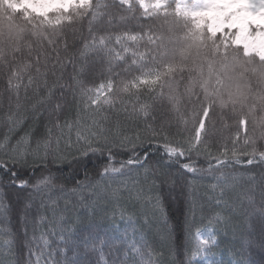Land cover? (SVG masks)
Here are the masks:
<instances>
[{
    "label": "snow or ice",
    "instance_id": "1",
    "mask_svg": "<svg viewBox=\"0 0 264 264\" xmlns=\"http://www.w3.org/2000/svg\"><path fill=\"white\" fill-rule=\"evenodd\" d=\"M140 17L147 21L138 24L143 31L121 27ZM98 64L110 75L85 86ZM0 78V111L5 98L8 103L0 116L7 125L0 136V179L7 175L8 186L20 190L12 202L0 187V238L6 237L0 264H49L46 236L59 227L65 241L64 216L57 218L58 201L47 194L55 188L48 158H62L61 144L78 154L84 178L71 191L88 188L91 195L81 199L91 200L93 212L123 196L105 181L144 169L142 182L123 187L142 205L145 225L156 227L161 247L171 233L167 204L183 197L188 238L196 241L193 258L216 241L199 228L191 233L189 216H203L206 206L191 198L183 178L204 171L197 167L201 156L206 171L225 180L224 170L233 165L264 167V0H0ZM29 111L44 116L43 130L30 127L17 138ZM128 124L134 137L125 132ZM96 156L106 162L94 183L87 164ZM38 163L44 170L35 176ZM259 194L253 214L264 220V173ZM221 203L227 205L218 198L217 208ZM212 219L222 217L217 211ZM102 243L94 249L97 264H108ZM113 264H164V256L141 236Z\"/></svg>",
    "mask_w": 264,
    "mask_h": 264
},
{
    "label": "trees",
    "instance_id": "2",
    "mask_svg": "<svg viewBox=\"0 0 264 264\" xmlns=\"http://www.w3.org/2000/svg\"><path fill=\"white\" fill-rule=\"evenodd\" d=\"M136 15L139 17V11ZM146 23L147 21L140 17L139 20L131 19L126 26L121 27H127L133 31H143V29L138 27V24ZM141 50H143V42H141ZM122 67L123 65H119L114 71H119ZM96 68L98 73L95 77L89 76L85 86L99 85L110 75L104 70L106 65L98 64ZM68 71L71 72V67H69ZM4 86V80L0 78V89ZM21 95H23V90H21ZM7 109L8 103L5 98L0 116H3ZM21 111L23 112V109ZM43 123L44 116L37 118L36 113L29 111L20 130L16 133L17 138L23 135L24 131L30 127L43 130ZM6 130L7 125L0 122V136ZM172 130L175 131L174 128ZM125 132L134 137L136 129L133 125L128 124L125 127ZM224 135L229 136L230 134L226 132ZM33 146H35L34 141ZM128 147H131V145ZM260 147L264 148V142H260ZM54 148L55 144H53ZM216 149L217 145L214 143L212 146L213 153L216 152ZM61 150L62 158H58L55 161H53L51 156L48 158V170L55 176L53 181L55 188L51 193L47 194L52 195L53 199L58 201L57 218L60 215L64 216L65 241L60 239L59 227H57L55 234L49 233L46 236L49 246L45 249L44 260L49 261V264H71L73 261L76 264H97L100 259V252L94 249L100 248L101 242H103L104 258L108 261V264H113V261L118 262L119 259H122L123 253L130 242L135 240L139 244L141 236H144L149 243L163 253L164 264H223L220 263L221 258L219 255L223 252L235 254L240 264H264V220L258 214H253L254 208L261 206L259 193L264 167L233 165L224 170L228 173V177L225 180L220 178L219 172L206 171L208 167L205 162L206 158L201 156L197 167L204 169V171L195 175L187 174L183 178L186 182H190L191 198L198 205L203 202L206 206L203 216H201L199 211H197L194 220L189 216L191 233L195 234L197 228H199L204 238H208L209 234H211L212 239L216 241L214 245L209 244L205 252H198L193 258V252L196 251V241L188 238L189 227L186 225V207L183 197L178 200H170L167 204L171 233L163 247H161L156 227L145 225L142 205L136 202L134 197L129 199L128 193L124 191L123 187L127 184L129 188H132L137 184V181L142 182L144 169L134 170L126 175L116 176L113 180L105 181L104 183L110 184L113 189L120 188L123 196L118 203L108 204L106 211L96 210L93 212L91 200L81 199V197H89L91 195L88 188L81 189L78 192L71 191L76 187V180H83L84 178L82 168L75 163V158L78 154L74 151L65 150L63 144H61ZM114 151L123 152L125 149L118 148L114 149ZM161 155L162 151L161 153L152 154L149 162L155 165L156 160ZM116 159L118 161L127 159V156L117 155ZM29 162L31 163V158H29ZM105 162L103 157L89 158L87 168L94 183L97 181L98 172ZM165 162L166 158L161 160V163ZM117 166L119 165L117 164ZM73 169H77V171H73ZM43 170V165L38 163L35 176H39ZM170 171L174 172L175 168L170 169ZM28 172L31 174V169H28ZM44 174L47 175L48 171H45ZM35 176L32 177L33 180ZM233 176H235V180H233ZM226 183L232 184L233 187L226 188ZM61 184L64 185V192L59 191ZM213 185L216 186L213 187ZM0 187L3 188L9 200L12 202L16 201L17 193L20 190L8 186L7 175L0 179ZM222 191L224 193L223 196L221 195ZM20 195L25 196L27 192H22ZM249 197H252L251 201ZM218 198L227 201V205L221 203L217 208L216 201ZM39 202V198H37V205ZM207 209H212V211ZM217 211L222 217L218 221L212 219ZM49 215L51 214L49 213ZM39 235L38 231V238ZM88 236L95 237V239L90 240L86 247L83 240ZM4 238L6 237L0 239ZM37 244L39 247H44L43 242L39 241V239ZM49 253L50 255H48ZM17 255L19 256V250Z\"/></svg>",
    "mask_w": 264,
    "mask_h": 264
},
{
    "label": "rangeland",
    "instance_id": "3",
    "mask_svg": "<svg viewBox=\"0 0 264 264\" xmlns=\"http://www.w3.org/2000/svg\"><path fill=\"white\" fill-rule=\"evenodd\" d=\"M220 255V263L223 264H236V262L238 261L236 258V255L233 253H229V252H223Z\"/></svg>",
    "mask_w": 264,
    "mask_h": 264
}]
</instances>
